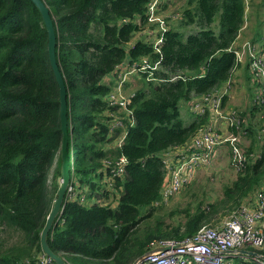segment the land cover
I'll use <instances>...</instances> for the list:
<instances>
[{
	"label": "trees",
	"instance_id": "1",
	"mask_svg": "<svg viewBox=\"0 0 264 264\" xmlns=\"http://www.w3.org/2000/svg\"><path fill=\"white\" fill-rule=\"evenodd\" d=\"M44 1L54 17L68 89L72 176L103 198L66 201L49 232L51 248L67 264H132L151 240L191 237L213 219L217 205H227L228 213L263 183L264 151H251L264 125L246 121L248 158L219 199L186 207L176 223L147 219L161 199L164 153L186 144L207 120V114L193 113L184 124L180 100L211 93L232 77L244 0H184L179 22L168 24L159 50L141 32L155 26L145 18L148 0ZM143 56L159 59V66L155 79L139 73L140 85L129 93L135 119L129 124L127 111L110 102L114 87L104 77ZM258 107L253 103L248 112ZM115 115L128 125L121 147L114 144L122 130H112ZM61 141L60 91L42 13L32 0H0V264H56L46 260L40 234L60 185ZM120 154L128 158L124 174L114 177L112 188H98L93 176H103L104 161ZM116 189L120 198L112 206L107 199ZM256 250L264 254V248ZM232 264L263 263L234 255Z\"/></svg>",
	"mask_w": 264,
	"mask_h": 264
},
{
	"label": "built area",
	"instance_id": "2",
	"mask_svg": "<svg viewBox=\"0 0 264 264\" xmlns=\"http://www.w3.org/2000/svg\"><path fill=\"white\" fill-rule=\"evenodd\" d=\"M172 1L148 0L146 3L145 18L147 22L154 23L155 26L153 28L144 27L141 32L146 33L155 50H159L163 32L168 27L166 15L162 12L165 8L164 4L171 5ZM248 1L244 0V4ZM234 55L232 71L243 59L247 60L249 73L255 87L252 101L264 106V53L260 44L245 40L241 46L234 48ZM158 66L159 59L150 60L147 56H143L139 61L126 60L122 62L114 71L117 81L116 86L109 94V100L112 104H119L127 111L126 116L129 124H133L135 119L132 109L129 107L130 95L123 92L125 81L133 73H146L147 79H155L153 70ZM176 76L178 75H173L171 78ZM229 82L230 80L213 92L194 97L189 102L190 110L194 114H207V120L200 125L186 144L164 153V180L161 199L156 203L167 200L190 183L199 167L213 164L215 150L221 144L227 146L233 172L236 173L243 168L248 158L242 145L245 133L244 118L242 119L241 115L234 110L223 108V96L226 94V85ZM127 126L123 117L114 116L112 130L122 128L115 142L118 147L123 144ZM127 162L128 158L125 154H120L115 160L108 158L104 161L105 174L108 176L110 185H112L115 176L124 174ZM76 180V177H71L65 201L80 200L84 202L87 200L86 195L77 188ZM249 245L257 249L264 248V184L258 186L235 209L226 213L216 222L200 225L191 237L179 240H151L150 249L160 246L167 248L146 254L136 264H232V256H229L226 250L248 248Z\"/></svg>",
	"mask_w": 264,
	"mask_h": 264
},
{
	"label": "rangeland",
	"instance_id": "3",
	"mask_svg": "<svg viewBox=\"0 0 264 264\" xmlns=\"http://www.w3.org/2000/svg\"><path fill=\"white\" fill-rule=\"evenodd\" d=\"M184 0H173L171 2V5H168L166 8L162 10L164 14L166 15V20L169 25L176 26L179 22V16L181 15V10L183 6ZM264 0H249L247 3H245V17H244V23L242 27L240 28V31L238 32L236 39L240 37V32L246 34V37L248 39H251L255 32L258 30H261L264 33V12L262 11ZM174 14V16H172ZM150 23V22H148ZM167 24V23H166ZM167 24V25H168ZM192 27H188V29H191ZM137 38V37H136ZM134 38L133 41L136 39ZM235 39V40H236ZM246 39V40H248ZM243 41L238 45L235 41L233 43V47H239L244 42ZM243 64L240 68L239 65ZM235 69L233 68L232 77L230 78V82L226 85L227 91L226 94V100L223 103V108L226 110H234L239 115H241L242 119L244 117L246 118V121L252 124L253 126L259 127L263 124L264 120V106L256 103L259 107L256 109L257 111L253 112L251 114L248 112L250 110L252 104L254 103L252 101V95L250 98V93L252 86L251 85V76L249 73L247 75L246 71L244 69L247 66V60L243 59L242 62L239 64ZM248 67V66H247ZM238 68V69H237ZM237 69V70H236ZM237 72H240V75H242V80H239L235 74L237 75ZM137 77L135 78V83L137 82V86H134L132 83L126 85V88H123V92L127 95H129V92L134 90L136 87L140 85L141 82V74H135ZM249 78V82L247 81ZM225 94V95H226ZM194 99V98H192ZM191 99V100H192ZM190 100V101H191ZM255 104V103H254ZM179 112H180V118L182 119V122L184 124L188 123L192 112L189 109L188 102L185 100H180L179 102ZM242 113L245 114V116H242ZM249 116V118H248ZM244 120V126H246V121ZM260 131V142L258 147L256 146L255 149L251 152H259V150L264 151V131L258 129ZM116 142V140H115ZM114 142V144H115ZM248 138L244 137L242 140V145L245 148L248 146ZM53 173L50 175V181L52 179ZM235 173L233 172L231 166H230V157L228 154L222 155V157L217 160L216 164H211L209 166H201L199 167L194 175L193 180L186 186L182 187L179 191L171 195L167 200L160 201L159 203L155 204V208L151 211L150 215L147 217L149 222L151 224L156 223L157 221L162 222L163 224H169V223H176L177 221L181 220L184 214V209L186 207L194 206L197 204V202H200L201 200L203 203H207L208 201H216L219 199L223 194V188L226 184H229L234 177ZM93 179L95 182L98 183V188H112V185L108 182V176L107 174H103V176H93ZM59 182L61 181V176L59 177ZM76 186L80 190V192L87 197V204H91L94 201L98 200L96 198L99 197V192L91 193L90 187L87 183L83 182L81 183L79 180H76ZM264 184V180L263 183ZM97 191V190H96ZM120 190H115L113 194L107 199V203L112 204V206H116L118 203V200L120 198ZM92 194H94L92 196ZM100 201H103V198H100ZM229 207L227 205H217V210L215 214L211 215L210 219L212 220L208 221L210 223L216 222L219 220L222 216H224ZM145 211V208L140 207V212ZM162 239H168V238H162ZM250 249L256 250L257 248L254 246H247ZM256 248V249H255ZM261 250L263 248H260ZM245 257V256H242ZM251 256H247L245 258H248ZM253 258V257H251ZM232 259V257H231ZM229 260V259H227Z\"/></svg>",
	"mask_w": 264,
	"mask_h": 264
},
{
	"label": "water",
	"instance_id": "4",
	"mask_svg": "<svg viewBox=\"0 0 264 264\" xmlns=\"http://www.w3.org/2000/svg\"><path fill=\"white\" fill-rule=\"evenodd\" d=\"M39 10L42 13L44 22L48 32V53L50 58V63L53 68L56 80L58 82L59 91H60V122L62 130V141H61V158H62V174L61 181L57 191V197L54 200V204L51 207L46 222L41 230L40 240L43 253L46 260H54L56 264H67V261L64 257L56 253L50 246L48 241L49 232L55 227L58 222V218L61 216L64 205L66 203L65 196L66 190L70 183L72 177V167L70 164L69 158V140H70V129H69V118H68V89L66 81L63 75V72L60 68V64L57 58V34L54 24V17L51 14L50 8L44 0H32ZM166 246L155 247L148 249L138 258H136L132 264H136L141 260L146 254L155 251V250H164ZM226 253L229 256H251L257 260H260L264 264V254L258 252L257 250L250 248H237L226 250Z\"/></svg>",
	"mask_w": 264,
	"mask_h": 264
},
{
	"label": "crops",
	"instance_id": "5",
	"mask_svg": "<svg viewBox=\"0 0 264 264\" xmlns=\"http://www.w3.org/2000/svg\"><path fill=\"white\" fill-rule=\"evenodd\" d=\"M262 11L264 12V2H263V6H262ZM243 39L244 40H246V39H248L247 37H246V34H244V33H242V32H240V37L239 38H237L236 40H235V42L239 45L242 41H243ZM248 40H250V41H255L256 43H258V44H260V46H261V49H262V52L264 53V33L261 31V30H258V31H256L255 32V34H254V36L251 38V39H248ZM243 64H241V65H239V67L238 68H240L241 66H242ZM247 66H248V64H247ZM246 66V68L244 69V71H246V73L248 72V67ZM237 68V69H238ZM236 69V70H237ZM249 73H247V75H248ZM235 76L239 79V80H242L241 78H242V75H240V72H237V75L235 74ZM137 76L133 73V74H130L129 75V78L125 81V84H124V89L126 88V85H128V84H130V83H132L134 86H137V82L135 83V78H136ZM251 78V77H250ZM104 81L105 82H110V83H112L113 84V87L114 86H116V81H117V77H116V74L114 73V71L113 72H110L109 74H107L105 77H104ZM248 82L250 81L249 80V78H248V80H247ZM251 85L250 86H252V89H251V93H250V98H251V95H252V93H253V91H254V84H253V80L251 79ZM133 91V90H132ZM131 91V92H132ZM131 92H129V93H131ZM228 94H226L225 96H227ZM226 100V99H225ZM188 102V106H189V109H190V105H189V102L190 101H187ZM224 103V102H223ZM191 111V110H190ZM192 112V111H191ZM192 114H193V112H192ZM246 118L247 117H245L244 119H245V121H246ZM248 118H249V116H248ZM170 151H173V150H170ZM228 154V149H227V146H226V144H221L220 146H218V148L215 150V156H214V159H213V164H216V162H217V160H219L221 157H222V155H224V154Z\"/></svg>",
	"mask_w": 264,
	"mask_h": 264
}]
</instances>
